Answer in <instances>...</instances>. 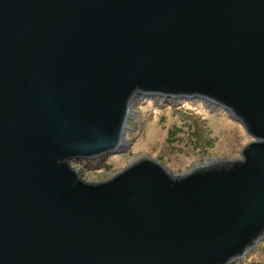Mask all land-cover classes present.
<instances>
[{
  "label": "water",
  "instance_id": "95a60500",
  "mask_svg": "<svg viewBox=\"0 0 264 264\" xmlns=\"http://www.w3.org/2000/svg\"><path fill=\"white\" fill-rule=\"evenodd\" d=\"M137 97L251 140L174 173L128 148ZM264 240V0H0V264H232Z\"/></svg>",
  "mask_w": 264,
  "mask_h": 264
},
{
  "label": "rangeland",
  "instance_id": "374dc122",
  "mask_svg": "<svg viewBox=\"0 0 264 264\" xmlns=\"http://www.w3.org/2000/svg\"><path fill=\"white\" fill-rule=\"evenodd\" d=\"M130 110L132 118L125 137L128 148L76 165L82 178L108 179L142 155L157 159L174 173L188 172L195 164L239 157L241 148L251 140L243 126L222 108L206 106L199 99L137 97ZM261 248L264 240L232 264H264Z\"/></svg>",
  "mask_w": 264,
  "mask_h": 264
},
{
  "label": "trees",
  "instance_id": "16d2710c",
  "mask_svg": "<svg viewBox=\"0 0 264 264\" xmlns=\"http://www.w3.org/2000/svg\"><path fill=\"white\" fill-rule=\"evenodd\" d=\"M261 250H264V248H261Z\"/></svg>",
  "mask_w": 264,
  "mask_h": 264
},
{
  "label": "bare ground",
  "instance_id": "6f19581e",
  "mask_svg": "<svg viewBox=\"0 0 264 264\" xmlns=\"http://www.w3.org/2000/svg\"><path fill=\"white\" fill-rule=\"evenodd\" d=\"M130 112H131V110H130ZM132 116V115H131Z\"/></svg>",
  "mask_w": 264,
  "mask_h": 264
}]
</instances>
